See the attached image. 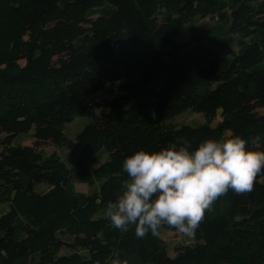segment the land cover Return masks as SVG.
Wrapping results in <instances>:
<instances>
[{
    "label": "trees",
    "instance_id": "trees-1",
    "mask_svg": "<svg viewBox=\"0 0 264 264\" xmlns=\"http://www.w3.org/2000/svg\"><path fill=\"white\" fill-rule=\"evenodd\" d=\"M200 16L227 23L236 51L180 41ZM261 108L264 0H0V264H264V173L246 195L217 200L172 254L159 234L137 238L104 214L137 150L238 135L264 151ZM187 109L205 120L168 122ZM78 115L89 119L70 139L63 127ZM40 143L68 147L74 167Z\"/></svg>",
    "mask_w": 264,
    "mask_h": 264
},
{
    "label": "clouds",
    "instance_id": "clouds-1",
    "mask_svg": "<svg viewBox=\"0 0 264 264\" xmlns=\"http://www.w3.org/2000/svg\"><path fill=\"white\" fill-rule=\"evenodd\" d=\"M255 144V141L253 142ZM127 179L105 216L116 229L143 239L163 226L194 238L205 213L229 191L246 195L264 173V151L252 150L240 136L206 139L194 150L175 143L158 151L137 150L126 156ZM118 256L119 253L115 252ZM112 264H121L113 259Z\"/></svg>",
    "mask_w": 264,
    "mask_h": 264
},
{
    "label": "rangeland",
    "instance_id": "rangeland-1",
    "mask_svg": "<svg viewBox=\"0 0 264 264\" xmlns=\"http://www.w3.org/2000/svg\"><path fill=\"white\" fill-rule=\"evenodd\" d=\"M186 36H178L180 41H184L186 39H192L194 37H198L201 39L205 45H208L209 48L214 49L217 48L221 43H224L223 46L220 47L223 53H225V49H229V51H236L237 46L233 43H229L227 38L230 35L227 30V23L224 21H220L215 16L207 17L200 16L196 17L185 25ZM217 36L215 39V44L208 43L207 37ZM112 86L107 85L104 89H102L99 93L96 94V98L102 97L106 94H111ZM259 112L264 113V108L259 109ZM88 116H75L71 121L64 124L63 132L66 137L73 139L74 136L79 132L82 126L88 121ZM219 119V111H217L216 116L212 119L211 124L214 125ZM205 120V117L202 113L194 112L191 110H185L173 118H171L168 122L174 126H179L182 124L187 125H196ZM16 142L31 144L32 140L29 134H20L16 138ZM38 148L41 149L43 154L48 155L50 153L56 154L59 159H61L68 167L73 168L75 165V157L76 154L72 153L70 149L66 146H54L50 143H40ZM97 163H100L105 160L106 153L105 151H99L95 155ZM95 166V165H93ZM74 189L78 192L82 193H92L98 187L97 181H92L90 184L74 181L73 182ZM38 190L45 189V185H39L37 187ZM8 209V204L3 203L0 204V214ZM159 236L163 240V242L167 246V252L169 254L173 253V246L178 244H186L192 241L191 238L185 237L175 231L168 230H159Z\"/></svg>",
    "mask_w": 264,
    "mask_h": 264
}]
</instances>
